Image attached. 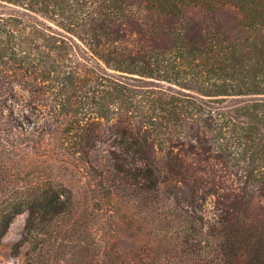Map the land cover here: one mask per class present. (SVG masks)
<instances>
[{
    "label": "trees",
    "instance_id": "trees-1",
    "mask_svg": "<svg viewBox=\"0 0 264 264\" xmlns=\"http://www.w3.org/2000/svg\"><path fill=\"white\" fill-rule=\"evenodd\" d=\"M18 214L22 264H264V0H0V244Z\"/></svg>",
    "mask_w": 264,
    "mask_h": 264
},
{
    "label": "rangeland",
    "instance_id": "rangeland-1",
    "mask_svg": "<svg viewBox=\"0 0 264 264\" xmlns=\"http://www.w3.org/2000/svg\"><path fill=\"white\" fill-rule=\"evenodd\" d=\"M17 92L20 94L28 95L27 92L21 91V87L17 86ZM42 136L33 135L30 140L26 141V152L32 153L33 157L42 160L44 165L50 166L52 172L59 174L64 180L74 188V184L84 182L83 175L76 172L77 167L74 166V156L69 155L66 151L59 146L55 145L51 150L46 151L42 149ZM36 152V153H33ZM208 210L212 209L210 204H206ZM25 214H18L10 224L6 234L3 236L0 244V264H22V253L18 256H13L11 253L12 245L19 239Z\"/></svg>",
    "mask_w": 264,
    "mask_h": 264
}]
</instances>
